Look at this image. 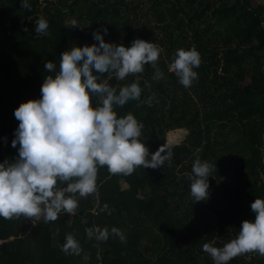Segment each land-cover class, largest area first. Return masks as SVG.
<instances>
[{
    "label": "trees",
    "instance_id": "trees-1",
    "mask_svg": "<svg viewBox=\"0 0 264 264\" xmlns=\"http://www.w3.org/2000/svg\"><path fill=\"white\" fill-rule=\"evenodd\" d=\"M253 2L27 0L29 11L21 0H0V163L18 159L14 111L41 98L44 79L55 75L45 64L58 71L65 51L98 46L97 31L106 43L129 48L140 39L162 49L159 80L151 65L123 81L93 70L117 92L138 82L140 101L155 96L151 107L140 101L114 106L117 118L132 113L143 124L139 139L149 158L166 147L169 132H188L179 145L166 147L173 156L158 169L111 175L101 167L97 194H77L73 215L61 212L47 223L0 218V264H214L203 245L219 248L235 239L243 221H255L251 204L264 199V6ZM40 17L48 21L47 35L35 32ZM193 47L201 64L194 69L198 79L185 88L169 66L177 50ZM98 103L92 97V106ZM197 156L215 166L208 198L200 202L190 194L189 179ZM105 204L111 215L100 211ZM104 227L120 229L125 241L87 237L86 228ZM69 233L81 246L79 255L61 251ZM229 264H264V256L247 253Z\"/></svg>",
    "mask_w": 264,
    "mask_h": 264
},
{
    "label": "clouds",
    "instance_id": "clouds-1",
    "mask_svg": "<svg viewBox=\"0 0 264 264\" xmlns=\"http://www.w3.org/2000/svg\"><path fill=\"white\" fill-rule=\"evenodd\" d=\"M21 6L31 11L27 0ZM49 24L44 17L36 22L37 34H48ZM108 29L103 28L104 34ZM99 45L73 47L61 54L59 70L52 62L45 68L48 75L41 87V98L21 103L14 111L19 121L12 147L18 149L14 163H0V218L19 219L21 216L47 222L58 220L61 212L73 215L78 208L77 194L87 198L97 194L98 171L107 167L111 175H131L137 167L158 169L170 161L173 153L164 146L149 158L148 148L140 141L143 124L132 113L117 118L114 106L123 107L129 101H140L142 88L138 82L123 86L117 92L108 80L93 75L108 73L123 81L129 75L140 74L145 65L156 69L154 79H162L157 64L162 52L154 43L136 39L131 47L106 43L99 31L93 33ZM201 64L195 47L176 51L169 71L185 88L198 79L194 71ZM145 87H150L147 82ZM92 97L98 106H92ZM155 96L141 104L153 106ZM158 103V101H156ZM215 166L197 156L189 179L190 194L195 202L208 198V178ZM216 170V169H215ZM66 184V187H60ZM255 221H243L238 236L223 247L210 243L203 251L214 264H229L234 258L256 252L264 256V199L251 204ZM101 212L109 215L112 209L105 204ZM89 239L106 242L110 235L125 241L122 231L86 228ZM61 251L66 255H79V242L66 234Z\"/></svg>",
    "mask_w": 264,
    "mask_h": 264
},
{
    "label": "rangeland",
    "instance_id": "rangeland-1",
    "mask_svg": "<svg viewBox=\"0 0 264 264\" xmlns=\"http://www.w3.org/2000/svg\"><path fill=\"white\" fill-rule=\"evenodd\" d=\"M254 5H263L264 6V0H254ZM171 133H177V138L174 140V142L173 143H170V140H171V138L169 137V135L171 134ZM188 135V132L187 131H185V130H177V131H172V132H169L168 134H167V143H166V147H171V146H174V145H179L181 142H183L184 140H185V138H186V136ZM123 187L125 188L126 187V185L123 183ZM11 240H13V238H11Z\"/></svg>",
    "mask_w": 264,
    "mask_h": 264
},
{
    "label": "bare ground",
    "instance_id": "bare-ground-1",
    "mask_svg": "<svg viewBox=\"0 0 264 264\" xmlns=\"http://www.w3.org/2000/svg\"><path fill=\"white\" fill-rule=\"evenodd\" d=\"M179 136V135H178ZM177 133H171L169 137L171 138L170 143H173L174 140L178 137ZM180 137V136H179Z\"/></svg>",
    "mask_w": 264,
    "mask_h": 264
}]
</instances>
